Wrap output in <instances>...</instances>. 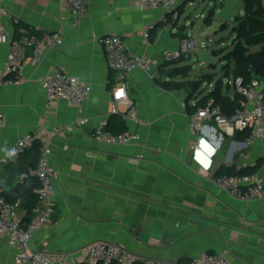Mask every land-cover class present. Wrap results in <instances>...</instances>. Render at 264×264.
<instances>
[{"label":"crops","instance_id":"1","mask_svg":"<svg viewBox=\"0 0 264 264\" xmlns=\"http://www.w3.org/2000/svg\"><path fill=\"white\" fill-rule=\"evenodd\" d=\"M238 1L242 3L238 14H243L244 2ZM199 3L216 10L214 0H179L170 13L140 9L134 0H88V12L75 16L65 9L63 0H3L8 41H0V76L7 66L9 40L19 37V22L38 36L64 29L63 46L45 51L39 63L29 51L19 80L12 81L10 76L0 80L4 117L0 159L27 133L63 128L53 140L50 157L56 172L54 215L32 240L33 251L66 252L76 264H92L81 250L105 241L152 260L183 261L205 252L226 251L231 264H264V198H235L214 181L222 168L231 167H256L264 180V139L250 142L248 131L228 133L225 127L208 123L202 157L193 154L197 135L190 115L194 106L216 89L220 79L222 94L234 99L237 89L228 83L234 77L226 76L222 67L218 80L208 78L197 90L191 85L166 89L160 84L169 78L168 67L161 70L166 53L190 36L196 16L205 17L204 11L197 15L191 11ZM218 13L219 8L214 19ZM110 35L120 37L129 52L146 53L159 63L154 77L133 69L124 80L137 115L148 125L110 113L113 88L122 82L109 69L100 41ZM57 68L92 86L82 112L89 122L82 129L73 127L80 116L75 104L46 100L40 79ZM206 83L209 89L201 91ZM102 121L114 134L138 133L140 144L96 141L91 134ZM38 153L35 145L3 167L8 178L6 195L23 194L30 188L35 192L34 182L25 177L36 165ZM212 153V168L207 169ZM19 217L28 222L29 210L21 207ZM16 253L8 238L0 237V264H16Z\"/></svg>","mask_w":264,"mask_h":264},{"label":"built area","instance_id":"2","mask_svg":"<svg viewBox=\"0 0 264 264\" xmlns=\"http://www.w3.org/2000/svg\"><path fill=\"white\" fill-rule=\"evenodd\" d=\"M63 2L65 9L75 16H82L88 12V0H63ZM134 4L140 9H162L170 13L176 10L179 0H134ZM6 14L3 0H0V41H8L6 26L3 22ZM145 37H149L148 32L145 33ZM100 41L109 69L117 72L122 80L113 88L110 113L121 115L124 119H129L140 125H148L146 120L137 115L124 80L133 69L142 70L154 77L155 69L158 68L159 63L146 53L135 55L129 52L123 40L118 36H106ZM9 43L7 66L1 74L0 80H5L6 76H10V80L18 81L23 73L27 53L31 51L33 60L39 63L45 51L63 46L64 29L60 28L38 36L21 28V35L18 38L10 39ZM197 51L196 40L188 36L182 40L178 49L166 53L164 61L188 60ZM228 83L233 84L240 95L239 107L234 113H226L220 105L211 100L190 115L191 129L197 135V141L193 147V154L197 158L202 157L201 148L207 144V137L203 134V130L208 123L223 126L228 133H233L236 130L248 131L250 142L264 139V89H261L262 82L253 78L247 83L242 77H236ZM40 84L48 103L68 100L77 106L80 116L74 121L73 127L82 129L88 124L89 120L82 115V112L85 103L90 100L92 94V86L89 83L69 74L63 68H57L43 75ZM3 123L4 117L0 113V125ZM62 129L53 128L27 133L10 147L7 156L0 159V237H7L9 244L16 247V264H76L75 258L70 253L47 250L33 251L31 248L32 240L36 234L51 224L54 215L56 172L51 165L50 157L53 151V140ZM91 136L96 141L106 144H140L138 133L124 130L114 134L108 129L106 121L100 122L94 128ZM35 145L39 147L37 163L28 170L26 175L34 177L38 181V187L35 189L37 202L29 210L28 222L24 223L19 217V210L22 207L21 199L10 200L5 193L8 178L3 173V167L10 160L18 158ZM213 156L212 153L209 157L207 169L212 168ZM139 157L143 158V155ZM214 181L235 198L244 201L264 198V180L257 172L236 175L218 174ZM81 252L92 264H231L226 251L205 252L200 256L183 261L152 260L138 256L121 245L105 241L88 244Z\"/></svg>","mask_w":264,"mask_h":264},{"label":"trees","instance_id":"3","mask_svg":"<svg viewBox=\"0 0 264 264\" xmlns=\"http://www.w3.org/2000/svg\"><path fill=\"white\" fill-rule=\"evenodd\" d=\"M243 2L245 6L244 13L234 17L235 22L232 28V32L235 34L233 49L222 57V61L225 62L223 69L228 74L229 67L232 65L234 78L242 77L247 83L253 78H257L264 83V0H243ZM215 13V8L208 13L204 19L206 25L213 23ZM17 25L18 36L21 35V28L27 29L30 34L37 35V32L26 24L19 22ZM253 47H257V50L252 51L251 48ZM182 61L171 60L162 63L161 70L164 71L168 67L165 73L169 75V78L165 82H160L161 86L166 89H181L188 88L192 84L196 90L200 87L197 81L189 80L192 67L181 65ZM222 84L221 79L217 81L216 89L198 101L194 109L197 110L212 100L215 104L220 105L226 113H234L239 107L240 95L237 93L234 99L224 96L221 92ZM256 170V167L239 170L231 167L222 168L218 174H252ZM25 179L34 182V189L38 187V181L34 177L26 175ZM7 196L10 200L21 199L22 207H26L28 210L37 202V195L33 188L23 194L9 193Z\"/></svg>","mask_w":264,"mask_h":264},{"label":"rangeland","instance_id":"4","mask_svg":"<svg viewBox=\"0 0 264 264\" xmlns=\"http://www.w3.org/2000/svg\"><path fill=\"white\" fill-rule=\"evenodd\" d=\"M221 1V0H219ZM200 7L195 9H191V11L197 15L199 12L205 13V17L210 12V8L203 3H199ZM216 12V10H215ZM205 17L196 16L195 20H193V28L190 30V36L193 37L198 45V51L192 55V57L188 60H183L181 65H187L192 67V71L189 74L190 81H197L199 86L203 85L204 79L214 78L217 76V80L219 79L222 71V67L225 62L222 61V57L229 53L233 49V43L235 34L232 32V28L234 26V19L230 20H221L218 17H215L214 21L210 25H206L204 23ZM205 29L200 31L203 25ZM206 48V49H204ZM252 51L257 50V47L251 48ZM203 52H208L211 54L212 59L202 63L199 58V54ZM232 65L229 67V73L225 75L230 77L234 75L232 74ZM214 74V75H208ZM193 86L192 84H190ZM209 89L208 83L205 86L201 87V91H207Z\"/></svg>","mask_w":264,"mask_h":264},{"label":"water","instance_id":"5","mask_svg":"<svg viewBox=\"0 0 264 264\" xmlns=\"http://www.w3.org/2000/svg\"><path fill=\"white\" fill-rule=\"evenodd\" d=\"M216 10L219 8L218 19L230 20L234 19L235 13H240L242 10V3L238 0H214ZM205 24L201 27L200 31L205 29ZM200 61L202 63L207 62L212 59V56L208 52H203L199 54Z\"/></svg>","mask_w":264,"mask_h":264},{"label":"clouds","instance_id":"6","mask_svg":"<svg viewBox=\"0 0 264 264\" xmlns=\"http://www.w3.org/2000/svg\"><path fill=\"white\" fill-rule=\"evenodd\" d=\"M9 155H11V153H9Z\"/></svg>","mask_w":264,"mask_h":264}]
</instances>
